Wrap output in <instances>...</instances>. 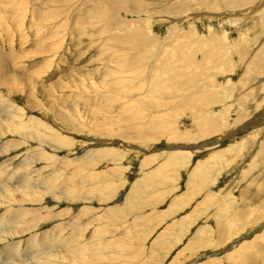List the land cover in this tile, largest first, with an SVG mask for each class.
Segmentation results:
<instances>
[{"label": "rangeland", "instance_id": "1", "mask_svg": "<svg viewBox=\"0 0 264 264\" xmlns=\"http://www.w3.org/2000/svg\"><path fill=\"white\" fill-rule=\"evenodd\" d=\"M49 263L264 264V0H0V264Z\"/></svg>", "mask_w": 264, "mask_h": 264}, {"label": "bare ground", "instance_id": "2", "mask_svg": "<svg viewBox=\"0 0 264 264\" xmlns=\"http://www.w3.org/2000/svg\"><path fill=\"white\" fill-rule=\"evenodd\" d=\"M130 1V3L133 5L134 4V2H135V0H129ZM254 8V10H256L257 8H258V6H257V8H256V6L255 7H253ZM116 11V10H115ZM35 24V23H34ZM31 26H32V24H31ZM41 46V45H40ZM36 47V46H35ZM46 48V47H45ZM39 50H40V48H39ZM29 54V53H28ZM52 62V61H51ZM7 66V65H6ZM173 67V66H172ZM172 67H171V69H172ZM169 68V67H168ZM46 85V84H45ZM33 87V86H32ZM47 91V90H46ZM60 101V100H59ZM54 106V105H53ZM62 119V118H61ZM58 122V121H57ZM55 123V122H54ZM25 126V125H24ZM61 128V127H60ZM8 129V128H7ZM45 138V137H44ZM52 139V138H51ZM51 144V143H50ZM55 149V148H54ZM8 152V151H7ZM56 171V170H55ZM57 172V171H56ZM23 179V178H22ZM2 182V181H1ZM53 183V182H52ZM10 186V185H9ZM17 187V186H16ZM15 187V188H16ZM51 187V186H50ZM54 191V190H53ZM101 192V191H100ZM6 195V194H5ZM95 210V209H94ZM107 211V210H106ZM34 212V211H33ZM76 213V212H75ZM27 222V221H26ZM20 225V224H19ZM80 225V224H79ZM33 228V227H32ZM101 228V227H100ZM80 231V230H79ZM12 232V231H11ZM73 233V232H72ZM105 233V232H104ZM83 234V233H82ZM20 235V234H19ZM3 239V238H2ZM4 240V239H3ZM79 246V245H78ZM92 247V246H91ZM98 261V260H97ZM5 262V261H4ZM53 263V262H52ZM89 263H90V261H89ZM50 264V263H49ZM88 264V263H87Z\"/></svg>", "mask_w": 264, "mask_h": 264}]
</instances>
